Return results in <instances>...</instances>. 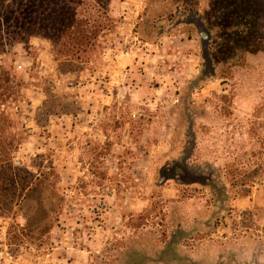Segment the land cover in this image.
Listing matches in <instances>:
<instances>
[{
  "label": "rangeland",
  "instance_id": "1",
  "mask_svg": "<svg viewBox=\"0 0 264 264\" xmlns=\"http://www.w3.org/2000/svg\"><path fill=\"white\" fill-rule=\"evenodd\" d=\"M102 1L56 0L65 12L55 24L36 14L34 0H0V162L44 175L25 194L13 190L17 195L0 199V264L44 262L60 234L90 237L81 243L91 252L84 264H264V11L257 10L261 19L244 21L243 13L235 16L216 0H175L168 17L190 7L228 22L210 42L214 69L206 63L190 83L147 104L119 95L97 121L106 141L99 129L79 131L68 147L47 129L54 113L81 110L68 100L74 92L68 81H78L86 68L99 71L106 46L121 36L110 13L111 2L119 0L107 8ZM71 5L89 25L101 17L87 41L65 33ZM157 19L134 41L170 36L159 34L157 26L168 22L156 25ZM187 31L173 33L196 36ZM248 46L256 53L246 52ZM42 94L46 99L37 106ZM168 123L176 128L175 159L149 171L142 159L159 144L158 154L167 152L161 141ZM27 140L32 149L24 153ZM187 155L190 164L178 179L168 170L179 171ZM112 191L118 211L108 214L103 196ZM189 198L203 207L183 215L180 202Z\"/></svg>",
  "mask_w": 264,
  "mask_h": 264
},
{
  "label": "crops",
  "instance_id": "2",
  "mask_svg": "<svg viewBox=\"0 0 264 264\" xmlns=\"http://www.w3.org/2000/svg\"><path fill=\"white\" fill-rule=\"evenodd\" d=\"M174 3L178 4V1L119 0L111 2L112 10L110 13L116 18L121 36L118 41L106 46V52L103 56L104 63L99 71H88V68H86L79 76L78 81L74 77L68 81V84H74L71 88L68 86L69 90L74 91L73 94H69L68 100H75L76 105H79L81 110L76 111L69 107L68 111L59 114L54 113L50 121L51 125L47 128H51L55 132L52 134L53 138L56 134V140L59 143L60 141H66L65 143H68L69 147L78 140L77 134L79 131L88 133L99 129L100 136H103L104 141H106L107 136L105 133L102 134L101 121L99 124L97 121L105 116L108 104L115 98L117 99L119 95L128 94L133 104L140 101L147 104L157 100V94H171V89L179 83L182 84L187 81L190 83L192 79L197 78L202 66L207 63L203 51L204 47L196 36L190 37L182 33H173L182 27H187L188 33L189 30L192 32L188 24L173 25L170 28L169 24H165L162 31L166 30L167 35L170 36H163L158 43L134 41L135 34H139L140 30L146 27L152 18H161L163 19L161 22L166 23L164 14L175 6ZM125 37L130 38L129 45H126ZM47 49L49 50V47ZM212 68L214 69L213 66ZM214 75L215 71L212 70L210 76ZM217 85L224 86L220 83ZM40 99L37 101V106L40 102L43 103L46 95L42 94ZM4 107V105H0V112L4 111ZM81 115L86 117V122L80 123L83 118H81ZM35 126L40 129L38 124H35ZM42 129L45 130L46 127ZM164 129L167 136L163 138L161 143L164 144L165 148L169 146V149L160 156L158 153L162 146L159 144L155 151L142 159L149 164L147 167L149 171H153L155 164L159 161L175 159L172 154V143L176 135V128L172 123H168ZM191 145L193 152L196 141H193ZM31 147L32 143L27 140V143L23 146L24 153H28ZM185 158L183 159L186 160ZM190 158L187 160L188 163H190ZM101 159L105 158L101 157ZM137 162H140V159H137ZM176 191L179 190L176 189ZM103 197V203L106 205L105 210L108 211V214L117 212L118 203L115 191L107 192ZM191 199L180 202V205H186L182 210L183 215H188L191 209L197 208V212L200 210L199 207H203V204L194 207L189 202ZM239 203L243 205L245 202L243 200ZM191 212L195 213V211ZM182 226L180 225V227ZM58 237L55 247L46 256L44 262L37 264H84L89 261L91 252L87 247H81V243L85 241L86 237L66 236L64 234H60ZM89 240L90 237L86 239V241Z\"/></svg>",
  "mask_w": 264,
  "mask_h": 264
},
{
  "label": "trees",
  "instance_id": "3",
  "mask_svg": "<svg viewBox=\"0 0 264 264\" xmlns=\"http://www.w3.org/2000/svg\"><path fill=\"white\" fill-rule=\"evenodd\" d=\"M40 1H42L41 6H39ZM111 1L112 0L102 1L100 3V7H102L103 5H106V7L104 8H107ZM216 2H218L219 4H224V7H228L229 9H232L231 13H234L235 16H238L237 14H240L238 13L239 11L243 13L244 21L246 20V17L249 15H251L252 17H255L256 19H261L259 18V16L263 17L262 14L264 11V0H216ZM216 2L214 0V3ZM34 4L36 5V7L38 6L39 8V10L36 12L38 16H40V14H43L44 16H46L45 18L46 21H49V22L53 21L55 24L57 20H60L63 17V13L65 12V9L62 8V5L65 3L59 4L58 2H56V0H34ZM67 8H69L68 16H71V18L69 19V24H68V27H66L67 31L65 33L68 34L71 37V39L77 40L79 36L82 35L81 37H84L86 41L87 39L89 40L90 36H93V33L98 25L96 23L97 22L99 23V20L101 19V17L100 19L98 18V21L94 20L93 23L89 25L91 20L86 18V20L82 22L80 20L81 15L77 14L76 9L73 8L72 5L70 7L68 6ZM258 8H260L261 10L260 13L262 14H260L257 11ZM42 9H44L45 11L43 13H40L42 12L41 11ZM214 9H218V8L215 7ZM21 10H23V4L20 6V11H19L22 14L23 11ZM223 13H225L224 10H223ZM25 14L26 13L24 11L22 16H20V19H22V17ZM164 15L166 16V22H168L169 28L170 26H173V25L188 24L190 27H192L191 28L192 30L193 29L195 30L196 36L199 38V41L204 47L203 51H204V55H206L205 57H206L207 63H210V66L214 67L213 58L211 57L210 52H209L210 42L213 40V34L216 31L218 32L220 30L226 31V29L229 27L227 24L228 22L225 23L220 18H217L216 16L215 18L214 15H212V13H205L204 15H202L200 14V11L195 10V9L193 10L190 7L183 8L181 12L170 14L171 17H168L167 14H164ZM226 16H227V13L225 17ZM30 17L34 18L35 13L33 12L30 15ZM161 20L163 19L161 18L157 19L156 25ZM157 27H158V31L160 35L166 32V30L162 31V29L165 27V24L163 26L160 25ZM89 28H90V32L87 31V29ZM246 52L256 53L253 47H249V46L247 47ZM190 157L191 155L186 160H188ZM43 176H44L43 174H41L39 177L34 176V174L29 172L26 168H18V167H15L11 161L2 160V162H0V199H3L4 201V199L8 200L9 195H12V196L17 195L16 191L13 192V190L21 189L23 191L22 194H25V191H27V189L32 190V186H34L36 182H38V184L41 183L42 182L41 178ZM24 180H30L29 182L30 184L24 185L23 184ZM58 201H60V203L62 201L61 197L59 196H58Z\"/></svg>",
  "mask_w": 264,
  "mask_h": 264
},
{
  "label": "flooded vegetation",
  "instance_id": "4",
  "mask_svg": "<svg viewBox=\"0 0 264 264\" xmlns=\"http://www.w3.org/2000/svg\"><path fill=\"white\" fill-rule=\"evenodd\" d=\"M178 164L179 165V171H177V169H171V170H168L169 172L171 171L173 173V176H175L176 178L178 179H182L183 178V173H181L180 171H183V168L187 167L188 168V165L190 163L187 162V160H182V162H179ZM205 175V174H204ZM207 181H209V179H207Z\"/></svg>",
  "mask_w": 264,
  "mask_h": 264
},
{
  "label": "water",
  "instance_id": "5",
  "mask_svg": "<svg viewBox=\"0 0 264 264\" xmlns=\"http://www.w3.org/2000/svg\"><path fill=\"white\" fill-rule=\"evenodd\" d=\"M162 183V182H161Z\"/></svg>",
  "mask_w": 264,
  "mask_h": 264
}]
</instances>
